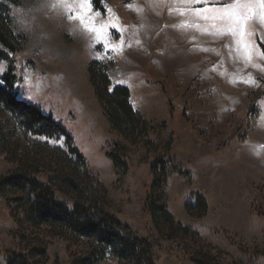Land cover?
Wrapping results in <instances>:
<instances>
[{
    "label": "rangeland",
    "instance_id": "rangeland-1",
    "mask_svg": "<svg viewBox=\"0 0 264 264\" xmlns=\"http://www.w3.org/2000/svg\"><path fill=\"white\" fill-rule=\"evenodd\" d=\"M101 4L104 12L94 9L93 0H0V29L10 21V41L18 46L16 51L0 46L9 56L0 61V76L12 63L20 97L52 113L72 134L89 171L108 190L111 212L152 244L155 264H194L191 256L204 252L205 244L223 264H264V52L258 43L264 45V5L260 0ZM95 60L108 66L111 89L127 87L132 106L152 122L154 129L141 142L125 139L104 114L90 81ZM17 140L11 153L0 152V177L31 150L44 157L36 176L48 182L50 153L33 144L34 137ZM48 142L64 152L56 165L76 163L63 139ZM116 144L128 147L129 170L122 178L107 156ZM156 160L186 173L170 174L166 204L196 238L181 231L164 237L146 213ZM78 167L83 184L92 185ZM160 190L155 197L161 205ZM198 193L209 206L202 219L186 206L196 203ZM12 195L0 192V264H7V254L23 253L27 264H73L90 245L58 230L28 226L20 214L12 215ZM14 257L10 264H22ZM98 264L120 263L109 256Z\"/></svg>",
    "mask_w": 264,
    "mask_h": 264
},
{
    "label": "trees",
    "instance_id": "trees-1",
    "mask_svg": "<svg viewBox=\"0 0 264 264\" xmlns=\"http://www.w3.org/2000/svg\"><path fill=\"white\" fill-rule=\"evenodd\" d=\"M101 1L93 0V6L97 11L104 12ZM12 37L9 21L5 30L0 29V46L16 51L18 46L11 43ZM258 43L264 52V45L260 41ZM3 60L8 61L9 56L0 49V61ZM89 75L102 110L113 128L130 142H141L154 126L132 106L130 90L125 86L111 89L108 66L99 61L91 62ZM18 83L14 65L9 63L7 71L0 76V152L11 153L12 148L18 146L16 139L26 143L30 137H34L36 140L33 144L43 146L45 152L50 153L51 160L48 163L50 165L48 182L41 181L36 176L40 173L39 168L44 157L32 155L31 150L19 155L14 169L0 177V192L5 194L10 190L13 193L12 201L16 208L10 206L12 215L17 212L30 227L58 230L67 236L81 238L89 243L90 245L85 246V250L77 256L73 264H98L109 256L117 258L120 264H155L152 244L147 239L135 236L131 227L111 212L112 201L109 192L89 171L87 161L75 145L72 134L52 113H46L40 105L22 99ZM253 109L254 107L250 109V114ZM39 138L48 141L63 139L66 151L76 158V163L71 161L69 164L62 162L56 165L55 159L61 158L64 153L61 147H51L48 141L41 142L37 140ZM127 152V146L116 144L114 150L107 153L120 178L129 170ZM8 158L15 162L10 156ZM160 161L162 160H156L150 167L153 182L145 203L146 213L151 215L156 229L164 234V237L167 233L181 231L196 238L192 227L177 221L168 211L166 204L165 188L170 174L186 173L178 166L173 168L168 163ZM77 164L84 167L92 185L83 184V175ZM158 189H161L163 198L161 205L159 198L155 197ZM65 194L72 198L71 204ZM195 200V204L187 203V211L192 217L202 219L207 215L208 203L199 193L195 195ZM197 241L198 244L202 243L199 239ZM203 249L204 252L200 249L191 256L194 264H223L218 256L211 252V246L205 244ZM40 252L44 255L45 247ZM12 255L14 257L15 254H7V264L12 261ZM15 258L22 264L28 263V253L15 255L14 260Z\"/></svg>",
    "mask_w": 264,
    "mask_h": 264
},
{
    "label": "snow or ice",
    "instance_id": "snow-or-ice-1",
    "mask_svg": "<svg viewBox=\"0 0 264 264\" xmlns=\"http://www.w3.org/2000/svg\"><path fill=\"white\" fill-rule=\"evenodd\" d=\"M88 2L90 3L91 0H88ZM260 2H261L262 5H264V0H260ZM250 59H251V55L249 54V60H250ZM245 82H247V81H245Z\"/></svg>",
    "mask_w": 264,
    "mask_h": 264
}]
</instances>
